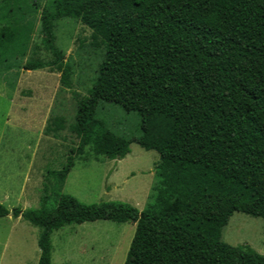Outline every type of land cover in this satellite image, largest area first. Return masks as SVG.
<instances>
[{"label": "trees", "instance_id": "1", "mask_svg": "<svg viewBox=\"0 0 264 264\" xmlns=\"http://www.w3.org/2000/svg\"><path fill=\"white\" fill-rule=\"evenodd\" d=\"M79 20L104 54L87 94L76 92L70 131L77 138L66 162L48 177L62 183L87 149L122 159L136 141L160 156L157 182L143 210L119 201L83 203L50 193L44 184L38 208L8 209L41 227L37 264H52V233L97 220L136 225L124 264H264L249 245L222 240L234 212L264 221V0H55L41 11L47 63L71 87V66L56 44L55 25ZM18 29L0 27V64ZM111 103L140 117L131 140L99 117ZM54 130L62 129L55 118ZM55 204L49 207L50 200Z\"/></svg>", "mask_w": 264, "mask_h": 264}, {"label": "rangeland", "instance_id": "2", "mask_svg": "<svg viewBox=\"0 0 264 264\" xmlns=\"http://www.w3.org/2000/svg\"><path fill=\"white\" fill-rule=\"evenodd\" d=\"M55 0H0V27L18 29L13 54L0 64V202L8 209L38 208L44 184L50 193L71 194L83 203L119 201L145 208L157 182L160 156L136 141L122 159H108L87 149L75 159L64 182L48 177L66 162L77 138L70 131L77 103L74 92L87 94L104 54L94 46L91 30L79 20L56 22V44L71 66V87L51 66L26 68L31 61L44 63L53 55L43 44L41 11H53ZM98 115L119 135L134 140L140 135V117L111 103H101ZM55 118L63 128L54 130ZM55 204L51 199L48 206ZM136 225L97 220L70 224L51 236L52 264H124ZM41 227L22 217H0V264H37ZM222 240L249 245L264 255V221L234 212L222 230Z\"/></svg>", "mask_w": 264, "mask_h": 264}]
</instances>
